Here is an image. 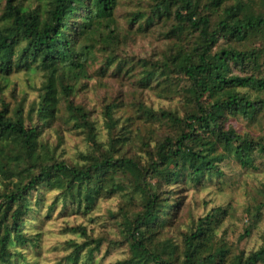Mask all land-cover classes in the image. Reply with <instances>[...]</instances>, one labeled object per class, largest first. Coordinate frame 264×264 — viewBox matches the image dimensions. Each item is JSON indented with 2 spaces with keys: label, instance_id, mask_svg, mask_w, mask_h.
<instances>
[{
  "label": "trees",
  "instance_id": "16d2710c",
  "mask_svg": "<svg viewBox=\"0 0 264 264\" xmlns=\"http://www.w3.org/2000/svg\"><path fill=\"white\" fill-rule=\"evenodd\" d=\"M33 1L4 0L0 7V78L37 68L44 76L27 107V93L18 98L15 85L11 98L0 96V172L9 177L19 168L16 180H0V264L37 263L27 260V250L39 246L41 232L28 228L43 206L48 216L69 206L94 220L99 203L116 196V207L106 208L116 232L70 225L83 240L66 239L71 250L55 264H92L104 246L127 249L111 264H264V230L250 249L219 235L231 204L175 225L186 190L223 184L232 160L242 169H264V128L255 134L243 124L264 116V0ZM153 33L161 45L150 57L136 59L126 49ZM99 57L103 71L115 64L119 71L123 62L143 86L175 78L184 110L141 103L137 116L163 126L144 133L134 116L122 120L117 104L108 102L100 140L87 96L78 97ZM128 58L141 66L140 76ZM58 118L86 132L82 159L58 152L60 126L55 145L45 136ZM51 189L56 194L47 203L44 192ZM244 211L240 239L264 219V184Z\"/></svg>",
  "mask_w": 264,
  "mask_h": 264
},
{
  "label": "rangeland",
  "instance_id": "374dc122",
  "mask_svg": "<svg viewBox=\"0 0 264 264\" xmlns=\"http://www.w3.org/2000/svg\"><path fill=\"white\" fill-rule=\"evenodd\" d=\"M34 3L33 0H29ZM3 1H0V7L3 5ZM158 44L161 45V41L157 38L156 34H147V36H138L136 42L127 46L132 56L138 57H150L154 50H157ZM127 59V64L133 66L136 72V76L139 75L141 66L136 64L135 60ZM89 67L90 77L86 79L87 89L86 92L78 93L79 98L86 95V101L93 109L91 117L95 119V122L99 124L100 132L98 138L104 140L106 137V127L104 124L103 109L106 103L114 102L117 107L114 109V114L121 116V119H125L127 116H134L135 121L143 126L142 131L144 133L157 132L163 129V126L159 121H153L146 117H138L139 107L141 103L147 104L149 107H153L158 110L162 107H169L171 109H177L178 112L184 110L183 101L180 99V95L177 91L179 85L175 78H165L162 76L159 81L152 79L148 84L143 86L140 84L136 77L126 73L127 66L122 62L123 67L121 70H117V66L112 65L108 68L100 69L99 66L102 63L101 57L95 62L91 61ZM104 75H103V74ZM44 80L43 70L37 68L36 70H21L14 71L9 74L5 79L0 78V96L4 95L7 99L11 98V89L15 85L18 98L24 97V92L27 93L25 99V106L27 107L30 102L37 97L39 90L38 87ZM77 94V95H78ZM15 95V94H14ZM16 97V95H15ZM141 113V110H140ZM62 116V115H61ZM138 117V118H137ZM63 118H58V124L49 127L45 131V136L49 138L51 144L55 145L58 140L55 127L60 126L63 129V143L59 146L58 152L64 151V155L70 159H82L81 152L85 151L90 144V139L87 138L86 132L82 129H73L71 124H65ZM132 123L134 128L135 123ZM242 121L237 122V126L240 129ZM244 127L250 129L255 134H258L262 128H264V116L258 114L250 122H243ZM151 127H153L151 130ZM243 127V126H242ZM151 130V132H150ZM106 140V139H105ZM233 166H227L225 168V176L223 184L209 183L203 188L190 187L186 190V199L184 204V215L178 217V223H188L190 216L194 215L199 217L205 214L211 207L217 204H231L232 210L225 217V221L222 227L219 229V235H225L229 238L230 243L234 246L250 249L256 247L261 242V234L264 230V219L259 223V226L253 228L252 233L245 238L240 239L244 231L245 224L247 222L246 213L244 211L245 205L253 199L256 194L260 193L262 185L264 184V169H242L237 162L231 161ZM224 165V163H223ZM227 165V164H226ZM12 170V169H11ZM19 168L13 167V176L4 175L0 172V180L9 181L11 179L16 180L18 175L16 174ZM16 174V175H15ZM56 191L45 190L44 197L47 203L53 200ZM119 196L112 199L101 201L97 209L94 210V220H91L87 214L75 213L71 211L68 206L65 211H61L58 206L52 211L51 215L45 214L47 206H43L40 213L37 216H33L29 225L30 230L41 232L39 239V246L29 248L27 250V260L34 259L36 264H55L58 260H64L63 256L70 252L71 248L65 244L66 239L76 238L78 241H82V235L78 232H72L69 229L70 225L87 224L89 231L94 234H99L106 230L115 231V227L111 228L110 219L108 217L106 208L107 206L116 207ZM190 212V213H189ZM189 213V215H188ZM117 234V233H116ZM33 255L36 258H33ZM127 255V249L125 246L114 247L112 246L108 252V247L104 246L101 253L92 264H111L118 259ZM25 261V260H24ZM65 262V261H63ZM20 264H26L21 261ZM28 264H31L28 262ZM69 264V263H67ZM80 264V263H79Z\"/></svg>",
  "mask_w": 264,
  "mask_h": 264
}]
</instances>
